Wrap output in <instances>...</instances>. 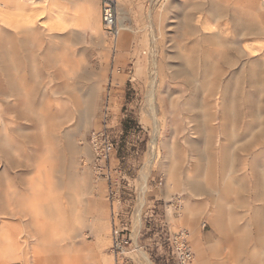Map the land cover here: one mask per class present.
<instances>
[{"label":"rangeland","instance_id":"rangeland-1","mask_svg":"<svg viewBox=\"0 0 264 264\" xmlns=\"http://www.w3.org/2000/svg\"><path fill=\"white\" fill-rule=\"evenodd\" d=\"M67 1L0 0V264H112L113 221L126 264H178L179 229L189 264H264V182L261 200L248 178L223 187L217 152L223 107L236 148L246 101L264 121V0H121L114 52L100 15L63 19ZM99 131L115 217L91 168Z\"/></svg>","mask_w":264,"mask_h":264},{"label":"built area","instance_id":"built-area-1","mask_svg":"<svg viewBox=\"0 0 264 264\" xmlns=\"http://www.w3.org/2000/svg\"><path fill=\"white\" fill-rule=\"evenodd\" d=\"M100 19L104 33L111 41V51L114 52L116 51L115 40L120 31L117 25L115 0H100ZM90 140L94 150L91 168L96 176L106 181L107 198L110 202L112 215L115 217L117 211L114 204L116 205L120 201V188L118 184L119 171L109 163L113 144L104 131L92 133ZM115 174H117V177L114 180L112 176ZM111 235L110 252L113 257L112 264H126L124 253L126 252L128 240L122 234V229L114 221ZM170 245L171 253L178 264H189L192 261V251L187 244V233L185 230L180 229L174 233L170 239Z\"/></svg>","mask_w":264,"mask_h":264},{"label":"bare ground","instance_id":"bare-ground-1","mask_svg":"<svg viewBox=\"0 0 264 264\" xmlns=\"http://www.w3.org/2000/svg\"><path fill=\"white\" fill-rule=\"evenodd\" d=\"M117 39L115 40L116 43ZM245 104L247 113L251 118V121L248 125V130L250 133H248L247 141L245 140L246 144L239 148L235 147L238 139H236V137L233 138L234 136L231 134L232 131H229V128L226 127L227 118L229 115V112H227V110H229L230 108L226 109L225 107H223L222 109L220 115L221 120H219V125H217V152L219 161L218 173L220 176V181L223 183V187H225L228 183L232 184L233 186L237 185L238 183H240V180H242L243 177H245L246 179L248 178L249 182H251V190L254 194V198L261 200L262 197L261 194L259 195L257 187L258 184L264 182V121L262 115L258 111V109L261 107L258 106L257 103L254 102V100L252 101V99H249L245 102ZM260 117L262 118V120ZM256 146H260L263 149V151L260 152L261 154H259L258 160L255 156H253L250 160L246 155H242L239 157L234 152V148H236L237 150L242 149L246 151V154H249L251 153V150ZM259 189L261 190V193L264 192V186L262 187L260 185ZM218 193H221L220 189L218 190ZM219 197L221 198V196Z\"/></svg>","mask_w":264,"mask_h":264},{"label":"crops","instance_id":"crops-1","mask_svg":"<svg viewBox=\"0 0 264 264\" xmlns=\"http://www.w3.org/2000/svg\"><path fill=\"white\" fill-rule=\"evenodd\" d=\"M116 4L121 0H115ZM68 8L71 12H74V16L70 18H63L69 21V25H73L77 21L80 29L90 30L91 25L98 26L99 15H100V0H68ZM76 18V20H75ZM101 22V19H100ZM57 23H65L64 21L57 18ZM92 23V24H91ZM91 24V25H89ZM116 49V47H115Z\"/></svg>","mask_w":264,"mask_h":264}]
</instances>
